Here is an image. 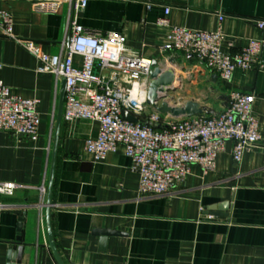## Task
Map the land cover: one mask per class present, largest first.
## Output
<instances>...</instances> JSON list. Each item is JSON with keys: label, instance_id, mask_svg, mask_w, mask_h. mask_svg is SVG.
I'll list each match as a JSON object with an SVG mask.
<instances>
[{"label": "crops", "instance_id": "0c3cea01", "mask_svg": "<svg viewBox=\"0 0 264 264\" xmlns=\"http://www.w3.org/2000/svg\"><path fill=\"white\" fill-rule=\"evenodd\" d=\"M32 3L0 0V9L12 16L11 35L0 31V82L18 97L37 99L40 117L35 140L0 132V183L16 185L12 197L0 195V264H7L8 252L20 245L22 264H59L48 242L47 208L62 264H264V72L236 69L224 83L213 80L215 74L194 57L176 55L169 68L175 91L166 101L175 105L192 100L220 112L230 90L252 93L259 142L240 164L232 160V143L225 142L212 170L192 165L188 176L162 196L139 194V177L122 145L104 160L93 161L85 142L97 136L98 124L65 122L62 106L47 205L62 80L39 72L37 59L19 44L32 41L41 53L57 55L71 18L84 31L118 33L127 49L152 59L168 32L155 21L169 8L171 26L195 31H215L221 15V50L234 54L251 39L263 38L254 22L264 20V0H87L82 11L72 12L65 3L53 15L34 11ZM259 57L264 63V46ZM73 63L79 66L80 57ZM157 115L145 106L141 119ZM220 204L228 205L226 217L208 211ZM95 229L119 234L109 237L100 251Z\"/></svg>", "mask_w": 264, "mask_h": 264}, {"label": "built area", "instance_id": "2783aa9c", "mask_svg": "<svg viewBox=\"0 0 264 264\" xmlns=\"http://www.w3.org/2000/svg\"><path fill=\"white\" fill-rule=\"evenodd\" d=\"M31 1L34 11L46 15L57 13L65 3L72 12L82 11L87 5V0ZM168 14L169 8H164L163 17L155 21L168 32L165 44L152 59L127 49L118 33L84 31L71 18L67 23L68 37L57 55L41 53L32 41H19L37 59L39 72L65 81L62 119L98 124L97 136L85 142L86 153L100 162L122 145L139 177L138 192L144 197L168 194L188 176L192 165H199L204 172L212 170L227 141L232 143L235 164H240L243 155L259 142V124L253 114L255 96L238 90L229 91L226 108L216 116H168L169 120L164 121L161 117H165L158 114L148 120L152 125H165L163 129L122 119L123 110L141 119L144 107L148 106L152 60L164 72L178 53L191 55L224 83L229 82L236 69L264 72L259 57L264 46V20L254 22L263 34L262 39H251L240 52L229 54L221 50V15L217 29L205 32L171 26ZM0 31L11 35L12 16L8 10L0 9ZM75 56L81 59L79 66L73 63ZM38 104L37 99L14 95L0 82V132L35 140L40 124ZM15 190L13 183H0V195L4 197H12Z\"/></svg>", "mask_w": 264, "mask_h": 264}, {"label": "water", "instance_id": "95a60500", "mask_svg": "<svg viewBox=\"0 0 264 264\" xmlns=\"http://www.w3.org/2000/svg\"><path fill=\"white\" fill-rule=\"evenodd\" d=\"M191 56V55H190ZM170 63L172 65L175 64V60H171ZM152 68L153 70L150 73V83L148 86L147 96H146V104L150 106L157 114L162 116H169L171 119H179L184 117H193L197 115H206V116H216L218 114L214 109L207 107L206 105H202L198 102L189 100L185 102H179L178 104L171 105L169 101H166L167 95L170 92H174L175 88L172 87L174 83V72L171 69H168L164 72H161L156 66V61L152 60ZM217 76H213V80H216ZM65 95V81H62L60 99H59V109L55 123L54 130V139H53V147H52V155H51V163H50V171H49V182L47 188V201L46 204L50 205V196L52 191L53 179H54V171H55V162L57 155V146H58V138L61 124V112ZM121 117L123 120L130 123H140L143 125H151L155 129H163L166 126H162L159 124L152 125L150 122L139 119L126 111L121 112ZM228 205L220 204L216 207H209L208 211L210 214H214L216 216L226 217V209ZM22 226V218H19L18 223V232L21 231ZM46 230L49 246L58 261L59 264H62L58 257L56 256V252L52 242V236L50 232V223H49V209H46ZM92 234L99 238V250L104 251L106 246V241L109 237L118 235L119 233L108 230H98L95 229L92 231ZM22 250L23 246H18L15 250H11L8 252L7 256V264H22Z\"/></svg>", "mask_w": 264, "mask_h": 264}]
</instances>
